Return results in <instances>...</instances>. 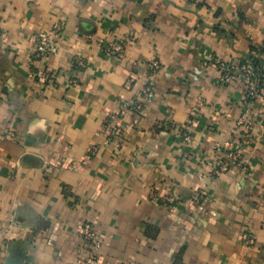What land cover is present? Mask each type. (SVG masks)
<instances>
[{"label": "crops", "instance_id": "0c3cea01", "mask_svg": "<svg viewBox=\"0 0 264 264\" xmlns=\"http://www.w3.org/2000/svg\"><path fill=\"white\" fill-rule=\"evenodd\" d=\"M118 38L124 53L106 55ZM252 61L264 72V0H0V264H89L84 222L102 242L93 264H264V96L248 169L200 194L244 108L218 64Z\"/></svg>", "mask_w": 264, "mask_h": 264}, {"label": "built area", "instance_id": "2783aa9c", "mask_svg": "<svg viewBox=\"0 0 264 264\" xmlns=\"http://www.w3.org/2000/svg\"><path fill=\"white\" fill-rule=\"evenodd\" d=\"M62 25L56 23L53 28L49 31H42L36 35V49L33 53V61L42 56L52 52L53 49V38L54 35L60 33ZM129 41L127 38H118L109 43H101V46L105 49L106 55L117 54L122 55L124 53L125 45ZM82 64V63H78ZM218 66L221 68V75L219 81H241L244 85V108L241 117L238 119V132L234 140H232L227 147L219 148L218 155L215 164L209 170L207 174L202 176L203 182L200 188V194L208 185V180L214 178L218 174L229 170L232 167H237L241 170H247L249 162L244 156L242 147L248 144L251 140L250 132L252 127L251 121V105L259 97L264 96V84L261 83L260 76L256 74L254 67L231 65L226 63H219ZM149 68L153 74H156L160 69V63L156 60L149 63ZM223 70V71H222ZM56 71L45 70L37 74L39 80L44 83H52L56 78ZM154 83L150 81L145 85L142 91V97L145 101H151L154 98ZM145 102L138 100L132 107L141 109ZM107 124L110 125L108 119ZM112 134L113 140L121 143L122 134L116 127L109 128ZM175 130L182 132L184 139L189 140L190 136L184 127L176 126ZM171 195L165 198V201L170 200ZM80 238L84 242L86 248L89 250V256L86 261L89 264H93L97 259V252L101 248V239L94 230V226L91 222H84L79 226ZM247 243H252L253 239L250 235L244 237ZM125 264V263H118Z\"/></svg>", "mask_w": 264, "mask_h": 264}, {"label": "trees", "instance_id": "16d2710c", "mask_svg": "<svg viewBox=\"0 0 264 264\" xmlns=\"http://www.w3.org/2000/svg\"><path fill=\"white\" fill-rule=\"evenodd\" d=\"M243 64H248V66H250V67H254L256 74H258V75L260 76L261 83L264 84V72H263V71H260V70H258V69L256 68V64H258L257 61H254V62L252 61L251 64L246 63V62H243ZM243 64H242L241 66H243ZM251 65H252V66H251Z\"/></svg>", "mask_w": 264, "mask_h": 264}]
</instances>
